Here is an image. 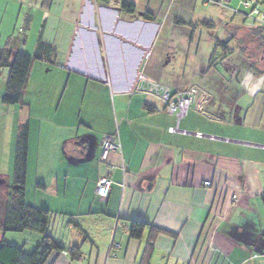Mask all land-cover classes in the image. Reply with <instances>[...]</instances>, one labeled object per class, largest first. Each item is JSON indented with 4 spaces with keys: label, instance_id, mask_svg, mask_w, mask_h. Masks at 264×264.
I'll return each instance as SVG.
<instances>
[{
    "label": "crops",
    "instance_id": "crops-1",
    "mask_svg": "<svg viewBox=\"0 0 264 264\" xmlns=\"http://www.w3.org/2000/svg\"><path fill=\"white\" fill-rule=\"evenodd\" d=\"M123 1L0 0L1 51L56 50L32 64L25 106L3 103L0 69L13 161L30 126L26 203L51 212L64 248L46 264H264V22L237 0ZM144 82L195 102L179 120ZM106 136L122 149L101 162Z\"/></svg>",
    "mask_w": 264,
    "mask_h": 264
},
{
    "label": "trees",
    "instance_id": "trees-1",
    "mask_svg": "<svg viewBox=\"0 0 264 264\" xmlns=\"http://www.w3.org/2000/svg\"><path fill=\"white\" fill-rule=\"evenodd\" d=\"M99 2H109L110 0H97ZM263 3V2H262ZM264 4V3H263ZM122 10L128 14H134L136 6L124 0ZM149 18L150 16L147 15ZM204 26L212 27V22H204ZM228 46L218 44V48L227 49ZM56 50L53 46L47 45L39 39L36 51L33 55L24 53H12L0 50V69L10 68V76L7 82V89L3 98V103L7 106L22 105L24 91L28 82L32 64L36 61L50 62L55 58ZM221 57V56H220ZM219 56L215 52L211 61V66H215ZM152 111V109H149ZM29 123L18 127L13 185L11 186V199L4 207V214L1 218L2 228L5 232L21 233L32 231L42 235L41 245L33 254H28L23 248L16 247L5 240L0 241V264H46L52 253L63 252L64 248L48 232L52 214L47 209L30 206L26 203V187L28 172L29 154ZM145 225L142 223H132L130 230L131 239L142 238ZM74 259L80 256L79 248L72 251Z\"/></svg>",
    "mask_w": 264,
    "mask_h": 264
},
{
    "label": "built area",
    "instance_id": "built-area-1",
    "mask_svg": "<svg viewBox=\"0 0 264 264\" xmlns=\"http://www.w3.org/2000/svg\"><path fill=\"white\" fill-rule=\"evenodd\" d=\"M232 3V0H218L217 5L220 7H228ZM243 7L249 10V17L254 18L257 21L264 22V4L257 0H239L238 7ZM238 12V10H235ZM141 89L157 95L165 104V110L169 114L177 115L178 119L182 118L194 104L197 91L191 89L187 94L173 93L169 88L154 84L151 82H144ZM179 130L177 128H171L170 132L175 133ZM182 133L187 134L183 131ZM196 137H202L200 133L195 134ZM122 146L120 140L115 136H106L101 144L100 161L107 162L109 156L112 153L121 152ZM114 169V168H112ZM210 182H206L205 186L209 187ZM112 188V181L107 176L102 177L96 183V193L103 199H108Z\"/></svg>",
    "mask_w": 264,
    "mask_h": 264
},
{
    "label": "rangeland",
    "instance_id": "rangeland-1",
    "mask_svg": "<svg viewBox=\"0 0 264 264\" xmlns=\"http://www.w3.org/2000/svg\"><path fill=\"white\" fill-rule=\"evenodd\" d=\"M237 3L239 4V0H237ZM242 10L250 12L243 7ZM250 55H252L251 52ZM13 138V129L7 128L5 132L3 129L0 130V181L4 182L0 185V241L5 240L16 247L23 248L26 253L33 254L42 243V235L29 230L21 233L5 232L1 224L4 207L11 199L10 188L14 181V161L12 160ZM31 197L34 198V195L31 194Z\"/></svg>",
    "mask_w": 264,
    "mask_h": 264
},
{
    "label": "water",
    "instance_id": "water-1",
    "mask_svg": "<svg viewBox=\"0 0 264 264\" xmlns=\"http://www.w3.org/2000/svg\"><path fill=\"white\" fill-rule=\"evenodd\" d=\"M4 182L3 181H0V185L3 184Z\"/></svg>",
    "mask_w": 264,
    "mask_h": 264
}]
</instances>
